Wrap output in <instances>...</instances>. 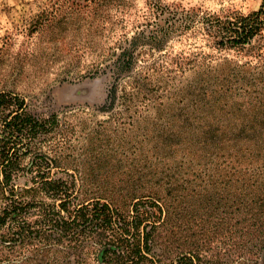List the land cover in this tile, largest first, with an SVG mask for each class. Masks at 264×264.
Listing matches in <instances>:
<instances>
[{
	"label": "rangeland",
	"instance_id": "1",
	"mask_svg": "<svg viewBox=\"0 0 264 264\" xmlns=\"http://www.w3.org/2000/svg\"><path fill=\"white\" fill-rule=\"evenodd\" d=\"M160 1L178 14L196 8L248 14L264 3ZM146 12L145 0H0V92L17 95L28 114L36 118L56 115L60 123L59 134L35 139L29 145L30 154L14 173L13 184L16 189L31 184L36 172L29 171V164L32 153L39 148L50 157L59 150L64 158L62 168L51 169L49 176L53 178L98 183L105 180L118 186L127 181L160 182L162 199L164 182L178 179L174 185L178 189L171 193L176 197L175 209L165 225L164 216L155 210L162 224L155 230V255L148 256L153 263L143 264H177L178 259L192 256L193 264H264V238L258 236L264 221L261 227L257 223L259 229H251L254 221L250 220L254 214L264 219L258 204H252L264 196V178L258 175L253 181L243 182L238 175H228L231 161L236 159L230 151L217 152L218 158L194 159L177 173L184 163L177 150L185 145V137H181L186 129L182 119L185 110H180V98L167 99L176 92L174 83L180 86L183 78L165 87L164 99V70H172L181 54L196 53L199 48L208 53L200 35L195 29L177 31L164 37L159 48L137 46L133 68L126 74L129 76H112L109 71L115 56L128 46L135 32L145 28L141 16ZM44 14V21L49 23L37 26ZM152 24H158L160 31L166 27L165 20L163 24L155 19ZM262 34L260 53L264 57V30ZM115 82L118 99L114 109L99 112ZM135 86L144 91L132 100H124ZM173 117H179L174 123L177 134L165 140ZM254 153H239L243 157L235 161L238 167H251L247 171L253 169L257 175L264 172V152L258 154L260 160L246 159ZM170 166L175 167L172 174ZM5 203L0 191V212ZM7 255L9 250L3 249L0 258ZM94 255L83 249L70 259L77 264H101Z\"/></svg>",
	"mask_w": 264,
	"mask_h": 264
},
{
	"label": "trees",
	"instance_id": "2",
	"mask_svg": "<svg viewBox=\"0 0 264 264\" xmlns=\"http://www.w3.org/2000/svg\"><path fill=\"white\" fill-rule=\"evenodd\" d=\"M145 5L148 12L141 16L145 28L135 32L128 46L115 56L116 60L108 67L112 76H129L126 74L133 68L137 46L149 44L159 48L164 37L177 31L195 29L204 47L210 50L207 53L199 48L196 53L181 54L172 70H164V99L165 87L178 82L176 78H183L180 86L174 83L176 92L167 99L180 98L183 102L180 110H185L182 119L186 129L181 135L185 137L182 140L185 145L177 150L182 153L184 163L178 170L184 164L194 163V159L216 157L217 152L230 151L235 160L243 157L239 153L256 152L246 159L260 160L258 154L264 152V57L260 53L264 3L248 14L230 9L212 13L199 8L178 14L164 7L160 0H145ZM45 17L37 26L49 23L44 21ZM155 19L163 24L166 21L162 31L157 30L158 24H152ZM143 91L135 86L124 100H132ZM117 93L115 82L105 105L98 111L111 112ZM178 118L168 122L165 140L177 134L174 123ZM59 128L56 115L36 118L25 111L17 95L0 92V191L6 200L0 212V253L7 249L12 256L0 258V264H77L70 257L83 249L92 251L95 261L101 264L153 263L148 256L155 255L152 253L155 230L162 224L155 210L160 217L164 216L165 225L175 209L176 197L171 193L178 189L174 186L178 179L164 182L162 199L160 182L128 184L127 181L118 186L105 180L98 183L53 178L49 176L51 169L62 168L64 158L59 150L50 157L39 148L32 153L29 164V171L34 169L36 176L26 188H15L13 175L30 154L29 145L35 139L59 134ZM235 160L231 161L228 175H238L243 182L253 181L258 175L264 178V172L255 175V170L248 172L251 167H238ZM174 169L170 166L168 171L172 174ZM252 204H258L259 214L263 215L264 196ZM257 215L250 217L254 221L251 229H259L264 221L257 219ZM261 232L258 236L264 238ZM193 259L194 256L180 258L177 264L184 260L187 261L184 264H193Z\"/></svg>",
	"mask_w": 264,
	"mask_h": 264
}]
</instances>
